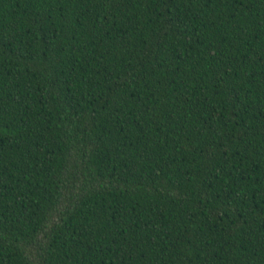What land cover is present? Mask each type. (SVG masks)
I'll use <instances>...</instances> for the list:
<instances>
[{
    "label": "trees",
    "instance_id": "obj_1",
    "mask_svg": "<svg viewBox=\"0 0 264 264\" xmlns=\"http://www.w3.org/2000/svg\"><path fill=\"white\" fill-rule=\"evenodd\" d=\"M0 264H264V0H0Z\"/></svg>",
    "mask_w": 264,
    "mask_h": 264
}]
</instances>
